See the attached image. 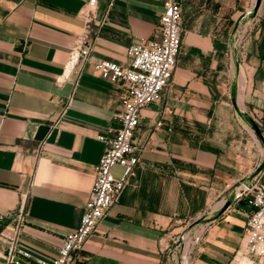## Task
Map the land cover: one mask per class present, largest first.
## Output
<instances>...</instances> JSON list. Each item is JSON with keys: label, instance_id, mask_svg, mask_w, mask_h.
I'll return each mask as SVG.
<instances>
[{"label": "crops", "instance_id": "obj_1", "mask_svg": "<svg viewBox=\"0 0 264 264\" xmlns=\"http://www.w3.org/2000/svg\"><path fill=\"white\" fill-rule=\"evenodd\" d=\"M87 2L0 0V264L16 230L34 257L52 259L78 228L105 149L97 136L123 110L122 84L94 62L128 65L127 48L154 35L165 0H97L89 59L60 81ZM255 2L181 0L177 64L162 99L141 110L135 172L74 264H174L191 224L200 235L189 264H232L243 252L250 208L236 192L264 176V0L251 16Z\"/></svg>", "mask_w": 264, "mask_h": 264}, {"label": "built area", "instance_id": "obj_2", "mask_svg": "<svg viewBox=\"0 0 264 264\" xmlns=\"http://www.w3.org/2000/svg\"><path fill=\"white\" fill-rule=\"evenodd\" d=\"M96 5L97 0H88L86 7L80 11L81 17L85 20V29L77 36L69 52L64 72L59 77L60 81L72 73L79 74V63L89 59L94 43L90 27ZM181 20V0H165L164 10L154 35L138 40L127 48L130 59L128 65L122 66L108 60L94 62L102 78L122 84L123 110L114 113L119 126L112 130V134L97 136L105 143V149L95 166L93 186L80 224L77 229L65 235L57 256L52 259L34 257L29 250L19 244V230H16V234L7 240L6 256L9 264H25V260L30 259L36 264H74L75 252L97 230L106 210L119 202L124 188L135 172L139 154L144 149L136 138L141 110L144 106L162 99L173 77L182 45ZM156 126L161 128L164 122L160 120ZM168 130L171 131L172 127H168ZM117 165L122 167L120 176H116L113 171ZM236 199H245L250 208L243 234V252L264 256V176L255 175L248 181H240ZM20 219H23V216Z\"/></svg>", "mask_w": 264, "mask_h": 264}, {"label": "rangeland", "instance_id": "obj_3", "mask_svg": "<svg viewBox=\"0 0 264 264\" xmlns=\"http://www.w3.org/2000/svg\"><path fill=\"white\" fill-rule=\"evenodd\" d=\"M193 227L194 224H191L178 234L174 242V252L173 254L171 253V256L173 255L174 258L172 259L174 264H186V261H188L189 264L192 255L191 250L193 249L196 239L200 235V231ZM232 264H264V256H256L242 252Z\"/></svg>", "mask_w": 264, "mask_h": 264}, {"label": "water", "instance_id": "obj_4", "mask_svg": "<svg viewBox=\"0 0 264 264\" xmlns=\"http://www.w3.org/2000/svg\"><path fill=\"white\" fill-rule=\"evenodd\" d=\"M262 0H256L253 8H252V12H251V16L256 15L258 8L260 7ZM248 14H244L243 16H241L237 22V26L239 25L241 19L243 17H245ZM246 120L250 123V125L254 128V130L259 134V136L263 137L262 131L260 126L258 125V123L248 114L245 115ZM264 169V161L262 162V164L257 168L258 171H262ZM233 196L231 198H229L225 204V208H227L233 201ZM224 208V209H225Z\"/></svg>", "mask_w": 264, "mask_h": 264}, {"label": "bare ground", "instance_id": "obj_5", "mask_svg": "<svg viewBox=\"0 0 264 264\" xmlns=\"http://www.w3.org/2000/svg\"><path fill=\"white\" fill-rule=\"evenodd\" d=\"M187 254V253H186ZM188 259V258H187ZM190 262V261H189ZM184 263H185V261H184ZM186 264H188V261H186Z\"/></svg>", "mask_w": 264, "mask_h": 264}]
</instances>
